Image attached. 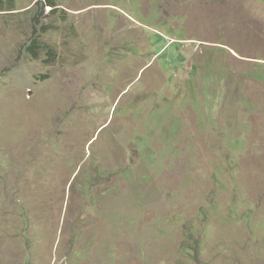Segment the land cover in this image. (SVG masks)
<instances>
[{"label":"rangeland","instance_id":"374dc122","mask_svg":"<svg viewBox=\"0 0 264 264\" xmlns=\"http://www.w3.org/2000/svg\"><path fill=\"white\" fill-rule=\"evenodd\" d=\"M35 3L0 13V264H264V0Z\"/></svg>","mask_w":264,"mask_h":264},{"label":"trees","instance_id":"16d2710c","mask_svg":"<svg viewBox=\"0 0 264 264\" xmlns=\"http://www.w3.org/2000/svg\"><path fill=\"white\" fill-rule=\"evenodd\" d=\"M60 0H36V3L33 7L29 8L26 12H34L35 9H37V13L34 15L33 20L35 23L40 25L39 20L44 15L46 8H50V12L48 14H56L61 10L62 12V18L64 17L65 10L61 8L60 6ZM14 5V0H0V13H5L6 11L12 12L16 9ZM35 31L37 30V26L34 25ZM48 28H44L46 30ZM48 31L41 32L43 35L46 34ZM44 46H42V43H40V36L34 37V39L31 41L29 46L26 48V51L33 57L37 56V52L43 50ZM190 222H187L185 225L188 226ZM202 237V235L198 236L197 233L194 231L192 234H189V238L192 240V245L188 246L187 253L194 259H196V263L199 264L200 260L199 257H197L198 252L201 248L205 246V242L199 238Z\"/></svg>","mask_w":264,"mask_h":264}]
</instances>
